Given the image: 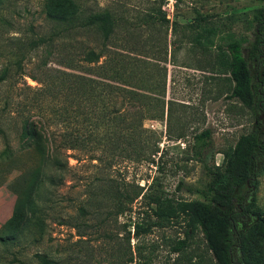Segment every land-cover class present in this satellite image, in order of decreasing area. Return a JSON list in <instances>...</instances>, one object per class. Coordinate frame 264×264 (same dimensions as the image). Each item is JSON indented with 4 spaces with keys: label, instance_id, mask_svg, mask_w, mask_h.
I'll return each instance as SVG.
<instances>
[{
    "label": "rangeland",
    "instance_id": "374dc122",
    "mask_svg": "<svg viewBox=\"0 0 264 264\" xmlns=\"http://www.w3.org/2000/svg\"><path fill=\"white\" fill-rule=\"evenodd\" d=\"M261 7L254 0H0V75L8 71L0 81V168L6 167L8 153L24 156L11 168L0 196L12 209L15 195L7 184L38 161L35 154L19 153L25 121H35L49 138L46 151L51 153L63 132L56 113L68 107L69 130L82 134L86 144L59 149L66 167L56 178L58 185L44 179L32 218L29 214L31 219L16 232L8 251L0 246V257L5 258L0 264H215L199 230L190 234L180 252L174 250L186 238L183 222H164L134 238V223L148 201L134 200L131 211L116 218L107 198L113 185L129 196L141 186L143 193L174 201L201 199L187 186L200 187L205 166H220L223 153L252 129L254 118L228 97L233 84L218 63L215 47L195 37L212 29L215 45L227 43L229 36L242 40L256 82L259 63L247 48L259 33L253 17ZM104 12L113 19L109 41L103 40L98 25L83 26ZM89 49L112 52L110 59L114 52L129 57L134 91L163 99L169 109L163 120L148 111L155 117L134 132L136 151L128 145L129 138L127 144L121 138L120 133L129 134L122 125L119 134L114 128L108 135L101 129L104 139L99 133L100 143L94 146L96 138L89 135L84 117L91 118L93 110L97 117L102 109L96 100L79 102L71 89L72 76L96 69L83 61ZM107 103L117 116L127 114L129 103L120 96ZM205 130L210 131L208 145L197 154L193 136ZM180 134L184 136L177 139ZM139 143L146 145V154L156 150L155 155L143 159L145 149L139 151ZM180 182L185 186L179 189ZM255 198L252 210L264 213V173ZM257 253L259 264H264V243Z\"/></svg>",
    "mask_w": 264,
    "mask_h": 264
},
{
    "label": "trees",
    "instance_id": "16d2710c",
    "mask_svg": "<svg viewBox=\"0 0 264 264\" xmlns=\"http://www.w3.org/2000/svg\"><path fill=\"white\" fill-rule=\"evenodd\" d=\"M254 1L262 3V7L256 10L253 17L259 33L256 32V39L247 48V52L252 60L259 63L256 82L243 56L242 40L229 36L227 43L215 45L211 39L215 35L212 29L198 32L195 37L198 43L215 47L218 63L230 75L233 84L228 97L240 102L254 118L252 129L240 135L235 145L223 153L224 158L220 166H205L200 187L187 186V191L198 194L201 199L174 201L162 194L143 193L144 187L141 186H135L132 196H129L124 188L113 185L107 198V201L112 204L111 208L116 218L131 211L129 205L134 200L141 198L148 201L144 206L147 209H142L138 213V220L134 223L132 232L134 238L149 233L154 227L161 226L164 222H183L186 238L178 242L174 250L180 252L187 246L190 234L199 230L215 264H259L258 247L264 243V213L252 210L256 201L255 191L259 184V177L264 173V88H261L264 86V0ZM112 20L110 13L104 12L91 16L83 26L98 25L103 40L109 41L113 32ZM31 45L35 48L37 43L33 42ZM110 53L112 52L107 50L101 52L92 49L85 52L83 61L88 65H97L96 69L86 72L85 75L72 76L73 88L71 89L75 91L79 102H95L96 100V104H99L102 109L98 118L95 110L91 112V118L86 115L84 117L89 135L96 138L95 147L100 143L97 138L99 133L101 135V129H105L108 135L111 128L118 133V128L122 125V130H128L130 135L120 133L121 138L126 144V137L129 138L128 145L132 147V151H136V143L131 142L137 135L134 132L141 130L144 120L150 119L151 116L155 117L148 111L158 113L157 118L163 120L165 113L167 117L169 116V109L166 108L163 99L134 91L136 86L132 82L131 59L115 52L110 59ZM102 71H105L104 74ZM7 73V70L3 71L0 81L6 79ZM60 73H62L60 77L67 78L66 72ZM124 74H128L126 78L123 77ZM118 96L129 103L127 114L122 116H117V111L108 108L107 101ZM68 113V107L61 108L56 113L58 115L56 123L63 127V132L59 134V143L51 153L46 151L49 138L43 136L36 122L27 120L24 123L22 133L25 142L19 148V153L21 155L35 154L38 161L34 167L19 170V174L7 184V188L15 195V202L10 218L0 228V246L6 251L17 240L16 232L29 222L34 210L37 209L34 200L44 179H47L50 186L58 185L56 178L58 174L64 173L66 167L65 164L63 165L59 149L71 150L86 145L82 134H75L69 130L70 115ZM131 115L133 117H130ZM183 136L180 134L177 139ZM117 137L119 138V135ZM101 138L103 141L104 136L101 135ZM209 138V130L194 135V152L201 154V151L207 147ZM154 147L157 149L155 145ZM138 149L139 151L145 149L143 159H149L156 153V150H152L150 154H146L145 144L139 143ZM21 157L24 156H17L13 152L8 153L7 163L4 165L6 167L0 168V187L7 183L11 168ZM184 186L180 182L178 188ZM29 214L31 218L28 217ZM130 236L131 232L128 231V240ZM4 259V256L0 257V263Z\"/></svg>",
    "mask_w": 264,
    "mask_h": 264
},
{
    "label": "crops",
    "instance_id": "0c3cea01",
    "mask_svg": "<svg viewBox=\"0 0 264 264\" xmlns=\"http://www.w3.org/2000/svg\"><path fill=\"white\" fill-rule=\"evenodd\" d=\"M11 213L9 201L0 196V228L10 218Z\"/></svg>",
    "mask_w": 264,
    "mask_h": 264
}]
</instances>
